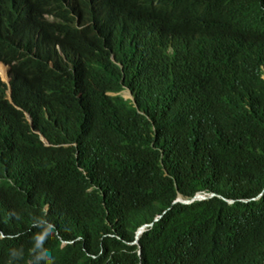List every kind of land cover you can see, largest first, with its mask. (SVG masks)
Returning a JSON list of instances; mask_svg holds the SVG:
<instances>
[{"label": "trees", "instance_id": "16d2710c", "mask_svg": "<svg viewBox=\"0 0 264 264\" xmlns=\"http://www.w3.org/2000/svg\"><path fill=\"white\" fill-rule=\"evenodd\" d=\"M0 61V264H264V0H0Z\"/></svg>", "mask_w": 264, "mask_h": 264}, {"label": "clouds", "instance_id": "9594fccd", "mask_svg": "<svg viewBox=\"0 0 264 264\" xmlns=\"http://www.w3.org/2000/svg\"><path fill=\"white\" fill-rule=\"evenodd\" d=\"M58 50H59V47H58ZM0 65H2L3 67H4V69H5V67H7V69H8V71H7V75L5 76H3L2 74H1V72H0V79H1V81L4 83V85H5V95H6V100L7 101H9V103L10 104H12L15 108H16V110H18V111H22V109H20L19 107H17L16 105H15V103H14V101H13V96H12V84H11V82H12V75H11V68H12V66L11 65H8L7 63H5V62H3V61H0ZM3 72H5V70L3 71ZM5 77H7V82L4 80V78ZM126 90H128V89H124L122 92H120V93H117L116 95H120V96H122L123 98H124V96L122 95V93L124 92V91H126ZM129 91V93H130V98H124V99H126V100H131V101H134V97H133V94H132V92L130 91V90H128ZM134 103H135V101H134ZM27 118H28V120H29V122L31 123L32 121H31V118H30V116L29 115H27ZM33 131H35L34 129H33ZM35 132H39V131H35ZM42 139L44 140V138L42 137ZM44 142L46 143V141L44 140ZM197 194H203L204 196H207V200H209V199H212L213 197H215L216 196V194L215 193H197ZM196 195V194H195ZM194 195V196H195ZM212 195H214V196H212ZM193 196V197H194ZM192 197V198H193ZM260 197H261V195H260ZM183 199H191V198H183ZM207 200H200V201H207ZM193 202H196V201H193ZM193 202H191V203H193ZM229 203H233V201H228ZM174 203H176V200L174 201ZM179 203H181V202H179ZM191 203H189V204H191ZM183 204V203H182ZM187 205V204H186ZM149 226V225H148ZM147 226V227H148ZM52 225H51V229H52ZM146 227V228H147ZM145 228V229H146ZM141 229V228H140ZM139 229V230H140ZM139 230L137 231V233L139 232ZM137 233H136V241H135V243L133 244V245H138V240H139V238H140V236L142 235H140L139 236V238H137ZM46 235H47V233H42L39 237H38V240L39 241H41V242H43L44 240H45V237H46Z\"/></svg>", "mask_w": 264, "mask_h": 264}, {"label": "water", "instance_id": "95a60500", "mask_svg": "<svg viewBox=\"0 0 264 264\" xmlns=\"http://www.w3.org/2000/svg\"><path fill=\"white\" fill-rule=\"evenodd\" d=\"M214 196V195H212ZM200 200H207V196H204L203 194H196L193 198L191 199H183L181 196H178L177 199H176V202H181L183 204H189L193 201H200ZM148 225H145L143 228H141L139 230V232L137 233V238H139V236L141 234H143V232L145 231V228L147 227Z\"/></svg>", "mask_w": 264, "mask_h": 264}, {"label": "rangeland", "instance_id": "374dc122", "mask_svg": "<svg viewBox=\"0 0 264 264\" xmlns=\"http://www.w3.org/2000/svg\"><path fill=\"white\" fill-rule=\"evenodd\" d=\"M7 71H8V69H7V67H5V72H3V70H2V65H0V72H1V74L4 76H6L7 75ZM4 80L7 82V77H5L4 78ZM122 95L124 96V98H130V93H129V91L128 90H126V91H124L123 93H122Z\"/></svg>", "mask_w": 264, "mask_h": 264}, {"label": "bare ground", "instance_id": "6f19581e", "mask_svg": "<svg viewBox=\"0 0 264 264\" xmlns=\"http://www.w3.org/2000/svg\"><path fill=\"white\" fill-rule=\"evenodd\" d=\"M4 71V70H3Z\"/></svg>", "mask_w": 264, "mask_h": 264}]
</instances>
